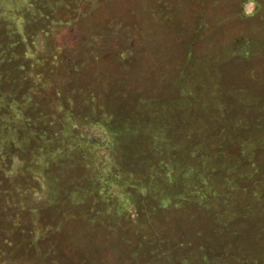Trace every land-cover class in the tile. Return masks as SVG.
<instances>
[{
    "label": "rangeland",
    "instance_id": "obj_1",
    "mask_svg": "<svg viewBox=\"0 0 264 264\" xmlns=\"http://www.w3.org/2000/svg\"><path fill=\"white\" fill-rule=\"evenodd\" d=\"M69 1L54 19L77 22L47 40L53 56L28 62L0 37L5 71L37 67L29 82L0 75V96L30 105L9 122L0 110V264H156L190 240L191 264L199 244L206 264H264V0ZM27 6L0 0V29ZM241 38L253 57L224 63ZM45 130L75 134L69 156L51 160L53 137L35 157ZM161 159L171 177L157 168L151 185Z\"/></svg>",
    "mask_w": 264,
    "mask_h": 264
},
{
    "label": "trees",
    "instance_id": "obj_2",
    "mask_svg": "<svg viewBox=\"0 0 264 264\" xmlns=\"http://www.w3.org/2000/svg\"><path fill=\"white\" fill-rule=\"evenodd\" d=\"M41 2V7L38 9L39 3ZM68 4H71L69 0H28V6L25 10L23 11H7L5 12L4 16H3V21L5 20L6 22L11 20L10 25L7 27V29L4 30L0 29V37H4L6 36V38L12 40V41H16V48L15 51L17 52V57H25L26 60L29 62L30 60L32 61L33 58H36V55L40 56V55H51L53 56V46L49 45L47 43L48 39H53V37L55 36L58 37V35L63 32L66 29H70L71 27H73L75 25V23L77 22V20H74L72 18L70 19H60V20H55L54 19V9L56 8H61L63 6H66ZM41 10H46L47 12L45 14H42V18L38 19L39 16H37L41 12ZM15 16L16 18L18 17V19L16 20L19 23V27L20 30L18 29V27L16 26V24L13 22L15 20H12V17ZM202 33V31L200 32ZM12 34H14L16 36V38H12ZM17 39V40H16ZM193 44L191 45V49L189 51V59H192L191 56H193L194 54V50H193ZM237 45V46H236ZM252 44L250 43V40H245L243 38L238 39V42L234 45V46H227L224 47L223 49H221L220 51V55L222 56V60H225L224 63L229 62L231 63V65H239V66H243V65H247L245 63H247V60L252 58ZM56 50H60L59 47H56ZM9 50L7 49H3L2 47L0 48V75H2V73H6L7 75L9 74L10 77H13L15 75H17L19 78L21 79H25L28 82L30 81V79L32 78V74L35 73V70L37 69L36 64L32 63V64H25L23 66H21L19 68V70L17 69L14 73L13 70H8L9 71H5V67L2 65V58L4 56L7 57V55H2L5 54L6 52H8ZM57 52V51H56ZM35 55V56H33ZM33 56V57H32ZM19 72V73H18ZM256 77V76H255ZM30 89V88H29ZM10 93H7L5 97L0 96V110L4 107H2L4 104H6L7 107V113L4 114L3 117H5V119L7 120L6 122L11 121L10 120V116L12 114H17V119L19 120L20 117L22 116H26L27 118V110L28 107L22 108L25 110L26 115H23L22 112L23 111H18L17 109H15L12 105L14 104V102L17 100V97H15L12 101H10V99L8 100L10 94L12 95V91H9ZM26 96V97H25ZM32 97L30 96V93H26L24 95V100H32ZM1 113V111H0ZM1 119V118H0ZM17 119H12V121H17ZM28 121L29 123H31L30 121L31 118L28 117ZM0 124H3L2 121H0ZM5 126V125H3ZM29 126H31V124H29ZM2 127V126H1ZM32 128V127H30ZM262 128V125L259 124L257 125V130H260ZM60 133H62V141L60 138ZM121 134V131L116 130L113 133V137L114 139L117 140L118 143V139H119V135ZM36 135H39L41 138V146L38 147L37 149V155H35L36 158H39L40 155H42L44 152L49 151L47 147V143L48 142H52L53 137L56 138L59 142V145L57 144V142L55 143L54 147L56 148H49L50 149V157L51 160H55L57 158H60L61 156H69V154L71 153V148H73V143H69L68 141H66V139L68 140V137L75 135L74 133L71 132V135L65 132H49L48 131H41L40 133H36ZM19 137V135H18ZM151 139V138H150ZM148 140L149 146H150V151L154 153H158V154H164L168 152H166L162 146V142H153L152 139ZM218 139V138H216ZM43 140V143H42ZM72 140V138H71ZM218 141V140H217ZM112 142V140H111ZM220 141L216 142L215 144L219 143ZM49 143V145H50ZM91 146H93L91 144V142H88ZM17 144H19V140L17 138H15V140L13 141V138H7V145L8 148L13 150V146L16 145L15 148H17ZM21 145V144H20ZM98 145V143H97ZM96 145V146H97ZM95 146V145H94ZM215 146V145H214ZM218 149H220V152L223 150L222 149V145L221 144H217L216 145ZM14 148V149H15ZM203 149L198 150L199 153L202 151ZM39 152V154H38ZM245 153V152H244ZM187 165L192 164V162H187ZM151 165V166H150ZM164 165V166H163ZM149 168V173L146 176L147 178H150L152 181H150V184L153 185L154 182V178H155V174L158 172L157 168H160L163 171V175L165 174L164 170L167 171V177L170 178L171 177V173L170 168H171V163L170 162H166V160L161 159L160 160V164L159 165H154V164H149L148 165ZM137 171L139 170V167L137 166L135 168ZM160 170V171H161ZM194 171V168L192 167L190 169V174L191 172ZM133 174H131L132 177ZM143 179V176H142ZM133 180V179H131ZM146 182V181H144ZM113 184V183H111ZM111 184L109 185V187L111 186ZM132 188H137V185L131 184ZM196 194H198V192H196ZM177 195V196H176ZM175 196L178 198V200L180 199V201L182 199H185L184 196L182 197L181 194H176ZM164 202V201H163ZM172 201L171 199L168 198V204H170ZM178 202V201H177ZM167 204V205H168ZM166 202H165V206ZM202 229L197 231L196 237H201L203 235V232H201ZM191 241V240H190ZM190 241H183L181 242L180 246H181V252H178L181 254L179 259H176L170 252L171 250H173V248H170L168 251V254H163L160 255V257H165L168 260V264H177V263H181V264H191V262L189 261V259H187V257L183 254V252H186L190 249V246L193 247V243H191ZM187 242V243H186ZM189 247V248H188ZM205 248L203 245L199 244L195 250H194V255L192 257L193 261H196L195 259H197L198 264H206L208 261V257L207 255H205ZM168 256V257H167ZM233 256V255H232ZM160 257H154L156 260V264H162V260ZM172 257V258H171ZM203 257V258H202ZM219 258V257H216ZM160 259V260H158ZM173 259V260H172ZM175 260V261H174Z\"/></svg>",
    "mask_w": 264,
    "mask_h": 264
}]
</instances>
